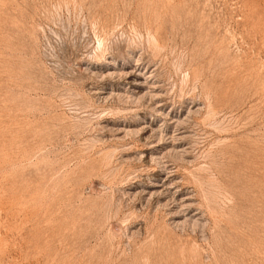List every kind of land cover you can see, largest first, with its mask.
<instances>
[{"label":"rangeland","instance_id":"rangeland-1","mask_svg":"<svg viewBox=\"0 0 264 264\" xmlns=\"http://www.w3.org/2000/svg\"><path fill=\"white\" fill-rule=\"evenodd\" d=\"M0 264H264V0H0Z\"/></svg>","mask_w":264,"mask_h":264}]
</instances>
